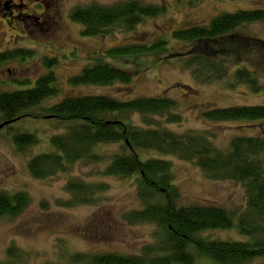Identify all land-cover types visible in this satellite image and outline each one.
I'll list each match as a JSON object with an SVG mask.
<instances>
[{
    "label": "trees",
    "instance_id": "trees-1",
    "mask_svg": "<svg viewBox=\"0 0 264 264\" xmlns=\"http://www.w3.org/2000/svg\"><path fill=\"white\" fill-rule=\"evenodd\" d=\"M175 1L183 4L185 0ZM202 1L188 0V5L196 7ZM166 12L164 5L124 0L111 5L79 6L71 18L82 26L83 36L108 37L116 32L132 33L147 20ZM256 23L264 24V9L222 13L208 26L192 25L174 31L173 39L188 45L185 53L175 54V57L187 58L181 66L200 84L232 77L234 84H244L254 92L264 90L259 74L238 62L244 58L253 61L264 55L263 40L239 33ZM167 45L168 41L160 37L152 43L140 41L110 48L95 57L94 63L71 78L70 83L73 86L130 84L133 75L106 60L148 57L164 51ZM23 53L16 50L0 54V63L27 55ZM49 63L46 61L45 66L49 67ZM59 94L58 79L52 73L39 78L34 88L0 94V125L9 123V127L25 118L49 119L61 126L56 130L63 131L50 139L56 152L40 154L29 161L31 176L36 180H47L70 173L79 163L100 164L109 158L102 175L134 179L142 204L139 209L125 212L122 220L128 225H152L155 231L150 243L138 254H90L68 249L62 244L56 251L58 264H196L197 261L208 264L257 261V264H264V137H233L227 149L221 150L206 132L177 134L165 127L152 128V117L155 116L164 117L167 124L184 121L175 113L178 103L171 98L138 97L126 101L106 95H86L46 105V101ZM134 115L140 116L149 127L135 125ZM202 117L213 122H264V106L209 109ZM13 143L18 152H25L38 143V138L23 133L14 136ZM109 145H119L122 150L105 156L101 149ZM148 151L191 162L209 180L241 185L246 195V208L235 221L236 212L220 206L179 207L181 194L174 184L171 163L154 158L142 160L139 152ZM64 188L71 199L58 201L59 205L94 207L109 192L110 184L69 178ZM30 204L27 192L0 191V219L16 218ZM235 227L249 241H218L203 235L207 231H227ZM31 261L29 252L12 243L6 249V259L0 264H29Z\"/></svg>",
    "mask_w": 264,
    "mask_h": 264
},
{
    "label": "rangeland",
    "instance_id": "rangeland-1",
    "mask_svg": "<svg viewBox=\"0 0 264 264\" xmlns=\"http://www.w3.org/2000/svg\"><path fill=\"white\" fill-rule=\"evenodd\" d=\"M120 1L124 0H71L70 4L71 7H79L93 3L111 5ZM141 1L145 4L164 5L167 12L156 19L147 20L132 33L116 32L108 37H79L71 42L77 47V54L69 58L58 55L66 48L60 47V41L52 37V32L45 31L43 35L39 33L29 37V31L24 32L21 23L12 22L14 29L9 28L8 34L13 37L10 41L16 40L11 45H6L5 41L0 42V53L18 49L27 55L0 63V94L34 88L37 80L49 74L53 68L60 94L46 101V105L86 95H106L126 101L138 97L171 98L178 103L175 113L180 114L184 121L167 124L164 117L155 116L152 117V128L165 127L177 134L188 131L206 132L221 150L227 149L233 137H264V122H213L202 117V113L209 109L264 106V90L254 92L244 84H234L232 77L200 84L189 70L181 66L187 58L175 57V54L185 53L188 45L177 42L172 37L174 31L192 25L208 26L222 13L264 9V0H203L196 7H190L188 0L183 4H177L175 0ZM26 5L31 7L33 3L27 2ZM239 33L264 41V24H253ZM160 37L168 41L162 52H155L148 57L106 60L115 68L131 73L132 83H116L111 86L71 85V78L79 75L86 66L92 65L94 58L104 54L106 50L140 41L152 43ZM46 61L54 62L49 63L52 68L44 66ZM238 62L256 71L264 85V55L253 61L244 58ZM230 65L233 66L232 63ZM234 70L233 68L232 71ZM133 123L139 127H149L138 115H134ZM8 125L0 131V191L27 192L31 204L14 219H0V263L6 259V249L12 243L30 253L32 261L29 264H58L56 251L62 244L68 249L90 254H138L144 245L150 243L154 226L128 225L122 220L125 212L139 209L142 204L137 196L134 179L102 175L109 158L100 164L82 162L75 165L68 174L36 180L29 173L28 163L37 155L56 152L50 139L63 132L55 129L61 126L49 119L31 118L19 120L9 127ZM23 133L36 135L38 143L25 152H18L13 137ZM121 150L119 145L101 149L105 156H112ZM139 154L142 160L154 158L171 163L174 184L181 194L179 207L212 204L234 210L237 214L235 221L246 208V195L241 185L232 181L209 180L193 163L176 156L156 151ZM69 178L108 182L110 190L94 207L61 206L58 201L66 202L71 199L64 188ZM203 235L218 241H249L248 237L239 233L237 227L227 231H207ZM257 263L253 261L250 264ZM196 264L208 263L197 261Z\"/></svg>",
    "mask_w": 264,
    "mask_h": 264
},
{
    "label": "flooded vegetation",
    "instance_id": "flooded-vegetation-1",
    "mask_svg": "<svg viewBox=\"0 0 264 264\" xmlns=\"http://www.w3.org/2000/svg\"><path fill=\"white\" fill-rule=\"evenodd\" d=\"M27 2H32L33 5L28 7ZM70 2L71 0H0V42L5 41L6 45L15 42L16 38L10 41L13 37L8 34V30L14 29L11 23L16 22L23 25L24 32L29 31V37L39 33L43 35L45 31L52 32V37L60 41V47L66 48L58 55L64 58L75 57L77 47L71 42L85 36H83L82 26L80 28V25L73 22L71 18L72 11L77 7H71ZM50 73L54 75L53 68Z\"/></svg>",
    "mask_w": 264,
    "mask_h": 264
},
{
    "label": "water",
    "instance_id": "water-1",
    "mask_svg": "<svg viewBox=\"0 0 264 264\" xmlns=\"http://www.w3.org/2000/svg\"><path fill=\"white\" fill-rule=\"evenodd\" d=\"M9 123H3L2 125H0V131L3 127L7 126Z\"/></svg>",
    "mask_w": 264,
    "mask_h": 264
}]
</instances>
